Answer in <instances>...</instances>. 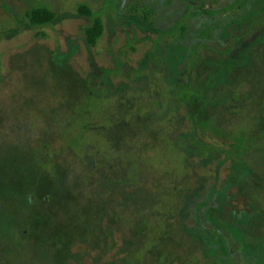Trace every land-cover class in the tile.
Segmentation results:
<instances>
[{
    "label": "rangeland",
    "instance_id": "obj_1",
    "mask_svg": "<svg viewBox=\"0 0 264 264\" xmlns=\"http://www.w3.org/2000/svg\"><path fill=\"white\" fill-rule=\"evenodd\" d=\"M0 264H264V0H0Z\"/></svg>",
    "mask_w": 264,
    "mask_h": 264
},
{
    "label": "trees",
    "instance_id": "obj_2",
    "mask_svg": "<svg viewBox=\"0 0 264 264\" xmlns=\"http://www.w3.org/2000/svg\"><path fill=\"white\" fill-rule=\"evenodd\" d=\"M209 11V8L207 7H199L197 9L198 13H207ZM78 13L80 15H84L90 18H93V22L92 25L89 26L86 30H85V39H86V43L91 46V47H95L98 43V40L101 38L102 33H103V24L102 21L97 18L94 17V14L86 7H79L78 8ZM150 13V12H149ZM152 15H153V10H152ZM26 17L28 19L29 24H31L32 26L35 27H42L45 25L50 24L53 20H54V14L52 12H50L49 10H47L46 8L43 7H38V8H34L31 9L30 11H28V13L26 14ZM144 19H146L145 21H147V18L144 17ZM185 29L182 28L181 29V35L184 34ZM84 132H87V130H83ZM106 134H110L111 131L106 130L105 131ZM113 144L110 142L109 146L110 148H112ZM197 224V223H196ZM209 233V232H207ZM202 234V232L200 233ZM210 234V233H209ZM218 243H219V250L222 254L226 253L225 247H224V241L222 238L218 239Z\"/></svg>",
    "mask_w": 264,
    "mask_h": 264
}]
</instances>
